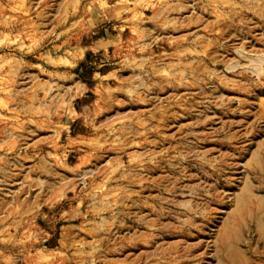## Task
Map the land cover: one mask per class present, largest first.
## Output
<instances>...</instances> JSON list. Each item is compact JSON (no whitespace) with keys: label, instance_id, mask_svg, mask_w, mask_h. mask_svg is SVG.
<instances>
[{"label":"rangeland","instance_id":"rangeland-1","mask_svg":"<svg viewBox=\"0 0 264 264\" xmlns=\"http://www.w3.org/2000/svg\"><path fill=\"white\" fill-rule=\"evenodd\" d=\"M0 264H264V0H0Z\"/></svg>","mask_w":264,"mask_h":264}]
</instances>
